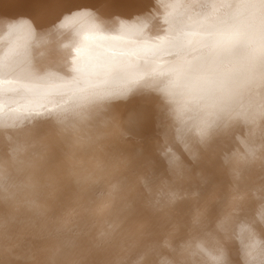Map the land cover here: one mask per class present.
<instances>
[{
    "label": "bare ground",
    "instance_id": "6f19581e",
    "mask_svg": "<svg viewBox=\"0 0 264 264\" xmlns=\"http://www.w3.org/2000/svg\"><path fill=\"white\" fill-rule=\"evenodd\" d=\"M189 16L216 28L185 35L174 21ZM262 52L264 0H0V124L126 97L115 106L134 117L133 168L159 181L177 164L199 191L173 210L180 238L197 209L209 231L231 213L193 264H212L218 244L242 264L243 245L264 236ZM137 219L164 231L160 216Z\"/></svg>",
    "mask_w": 264,
    "mask_h": 264
},
{
    "label": "clouds",
    "instance_id": "9594fccd",
    "mask_svg": "<svg viewBox=\"0 0 264 264\" xmlns=\"http://www.w3.org/2000/svg\"><path fill=\"white\" fill-rule=\"evenodd\" d=\"M126 99L102 98L71 117L0 124V264H193L231 215L209 231L197 209L180 238L185 224L173 210L199 191L183 186L177 164L159 181L133 168L134 117L115 106ZM232 199L237 207L243 201L236 190ZM141 211L161 217L159 238L137 219ZM215 257L212 264H231L220 244ZM241 262L264 264V236L243 245Z\"/></svg>",
    "mask_w": 264,
    "mask_h": 264
},
{
    "label": "snow or ice",
    "instance_id": "6c2138e0",
    "mask_svg": "<svg viewBox=\"0 0 264 264\" xmlns=\"http://www.w3.org/2000/svg\"><path fill=\"white\" fill-rule=\"evenodd\" d=\"M197 0H189V3H196ZM191 21V23H189ZM175 23L179 24L181 26V30L183 31L184 28L189 29L190 31L188 33H185V35H191L194 34L198 30H203L205 32H208L211 34L212 30L216 28L215 24H205L203 20H195L192 16H189L187 21L186 20H178L174 21ZM261 70L264 72V52H262V59H261ZM225 231V224L222 223L218 226V232ZM217 258L215 256L211 257L212 261H215Z\"/></svg>",
    "mask_w": 264,
    "mask_h": 264
}]
</instances>
